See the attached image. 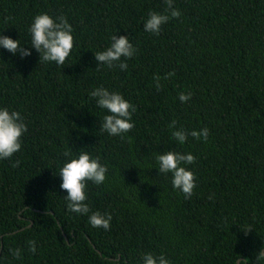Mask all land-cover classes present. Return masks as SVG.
<instances>
[{
	"label": "trees",
	"instance_id": "1",
	"mask_svg": "<svg viewBox=\"0 0 264 264\" xmlns=\"http://www.w3.org/2000/svg\"><path fill=\"white\" fill-rule=\"evenodd\" d=\"M173 6L180 17L152 34L143 23L149 12L165 13L164 0H0V35L31 52L21 58L0 47V108L27 125L11 158L19 167L0 160V264H143L145 253L170 264H256L264 250V0ZM41 13L73 29L63 66L39 61L30 46ZM113 35L137 50L121 58L126 70L94 58ZM101 86L135 106L130 132H101L109 113L89 96ZM180 93L191 98L181 102ZM205 127L206 142L172 136ZM171 150L196 158L181 165L196 177L190 199L159 172L156 157ZM82 152L108 169L103 184L87 183L86 215L67 210L59 176ZM93 212L111 215L109 230L89 224ZM17 248L20 259L9 251Z\"/></svg>",
	"mask_w": 264,
	"mask_h": 264
},
{
	"label": "clouds",
	"instance_id": "2",
	"mask_svg": "<svg viewBox=\"0 0 264 264\" xmlns=\"http://www.w3.org/2000/svg\"><path fill=\"white\" fill-rule=\"evenodd\" d=\"M167 5L165 13L149 12L148 18L143 23V30L152 34H159L161 26L169 21L170 18H179L181 13L173 6V0H164ZM72 27L67 19L63 16L53 18L47 13L37 14L29 26L30 46L35 49L39 55V61L54 62L57 66H63L67 57L71 54L74 46V37L72 35ZM110 46L95 53L97 66L114 68L119 67L126 70L128 65L121 61L132 58L136 49L129 42L128 37L121 35H113L111 37ZM0 47L6 49L9 53L21 58L31 55L29 49L22 47L19 39L13 40L7 36L0 35ZM172 75L168 73L167 76ZM167 76L165 78H167ZM156 90L162 88L160 77L154 75ZM90 98H94L96 105L101 109H106L109 114L103 117L101 124V132H107L112 136H122V134L130 132L134 124L132 121V113L136 111L133 104L123 98L119 92H110L104 87L93 89L89 93ZM191 98V93L179 94V100L186 102ZM170 128L176 127V121L173 120L169 124ZM27 132V125L24 118L19 112L8 108H0V160L8 159L11 167H19L20 161H12L11 158L15 153L21 150V138ZM209 130L207 127L200 131L192 130L187 132L183 129L172 132L173 138L183 144L191 136L196 139L207 141ZM70 156L69 152L64 153ZM159 164V172L163 174L171 173V185L174 189H179L185 199H190L193 190L196 187L195 175L192 171L187 170L182 164H193L196 158L188 153L181 154L175 151H166L156 157ZM107 167L102 165L99 158H92L90 154L82 152L77 158H72L64 163L60 168L59 176L61 178L60 188L66 191L67 195L64 199L67 203V210L77 214H88L90 209L85 203L87 183L91 182L95 185L103 184L106 179ZM110 214L105 215L99 212H93L88 217V222L93 228H103L109 230ZM251 230V229H249ZM247 231V230H246ZM12 256L16 259L21 258V249H9ZM28 251L36 252V242L28 241ZM143 264H170V261L163 254L155 256L152 253L142 254ZM260 260H264V250L259 252L256 257V264ZM241 264H247V260L241 261Z\"/></svg>",
	"mask_w": 264,
	"mask_h": 264
},
{
	"label": "water",
	"instance_id": "3",
	"mask_svg": "<svg viewBox=\"0 0 264 264\" xmlns=\"http://www.w3.org/2000/svg\"><path fill=\"white\" fill-rule=\"evenodd\" d=\"M12 233H14V232H12ZM237 264H239V260L237 261Z\"/></svg>",
	"mask_w": 264,
	"mask_h": 264
}]
</instances>
